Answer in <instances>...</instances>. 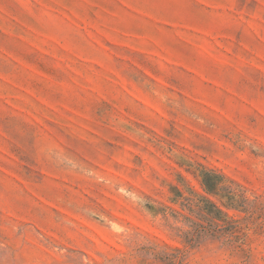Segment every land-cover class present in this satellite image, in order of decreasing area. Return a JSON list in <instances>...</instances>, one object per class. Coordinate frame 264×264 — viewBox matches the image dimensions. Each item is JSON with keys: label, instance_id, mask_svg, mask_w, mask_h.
Returning <instances> with one entry per match:
<instances>
[{"label": "rangeland", "instance_id": "rangeland-1", "mask_svg": "<svg viewBox=\"0 0 264 264\" xmlns=\"http://www.w3.org/2000/svg\"><path fill=\"white\" fill-rule=\"evenodd\" d=\"M0 264H264V0H0Z\"/></svg>", "mask_w": 264, "mask_h": 264}, {"label": "trees", "instance_id": "trees-1", "mask_svg": "<svg viewBox=\"0 0 264 264\" xmlns=\"http://www.w3.org/2000/svg\"><path fill=\"white\" fill-rule=\"evenodd\" d=\"M210 177V174L209 173H205L204 175V183L207 187L208 190H211L213 188V184H211L209 181H208V178Z\"/></svg>", "mask_w": 264, "mask_h": 264}]
</instances>
